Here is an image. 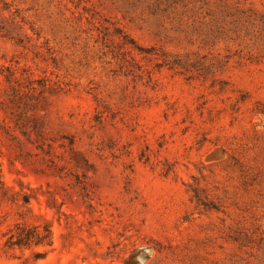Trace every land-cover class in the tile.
Wrapping results in <instances>:
<instances>
[{
	"label": "rangeland",
	"instance_id": "374dc122",
	"mask_svg": "<svg viewBox=\"0 0 264 264\" xmlns=\"http://www.w3.org/2000/svg\"><path fill=\"white\" fill-rule=\"evenodd\" d=\"M0 169V264H264V0H0Z\"/></svg>",
	"mask_w": 264,
	"mask_h": 264
},
{
	"label": "trees",
	"instance_id": "16d2710c",
	"mask_svg": "<svg viewBox=\"0 0 264 264\" xmlns=\"http://www.w3.org/2000/svg\"><path fill=\"white\" fill-rule=\"evenodd\" d=\"M19 185L22 186L21 182H19ZM30 196L29 193L21 189L13 190L7 186L2 180L0 169V207L8 205L10 208L16 209V217L12 224L7 225L4 231L0 230L2 237V241L0 242V255L12 251L15 248L20 250L29 249L31 251V260L34 262L51 249L52 232L49 220L34 214L32 216L40 218V222H28L25 219V211H31L28 206ZM22 207H26L25 211ZM7 217V211L0 215V226L7 220ZM39 246L43 247L42 251L32 249L33 247ZM18 264H29L28 259L24 263Z\"/></svg>",
	"mask_w": 264,
	"mask_h": 264
}]
</instances>
